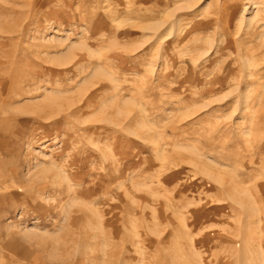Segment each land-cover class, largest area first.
Wrapping results in <instances>:
<instances>
[{"label":"rangeland","instance_id":"374dc122","mask_svg":"<svg viewBox=\"0 0 264 264\" xmlns=\"http://www.w3.org/2000/svg\"><path fill=\"white\" fill-rule=\"evenodd\" d=\"M0 264H264V0H0Z\"/></svg>","mask_w":264,"mask_h":264}]
</instances>
